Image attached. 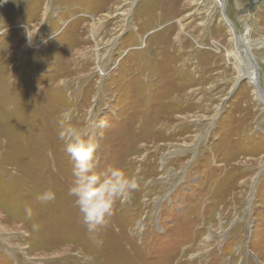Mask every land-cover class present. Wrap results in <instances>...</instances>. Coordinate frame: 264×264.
<instances>
[{"label":"rangeland","instance_id":"1","mask_svg":"<svg viewBox=\"0 0 264 264\" xmlns=\"http://www.w3.org/2000/svg\"><path fill=\"white\" fill-rule=\"evenodd\" d=\"M224 1L264 95V0ZM222 14L213 0L0 3V264H264V102L236 84L245 54ZM69 108L97 125V171L138 179L96 233L68 194Z\"/></svg>","mask_w":264,"mask_h":264},{"label":"clouds","instance_id":"2","mask_svg":"<svg viewBox=\"0 0 264 264\" xmlns=\"http://www.w3.org/2000/svg\"><path fill=\"white\" fill-rule=\"evenodd\" d=\"M3 2L4 0H0V3ZM33 35L27 36L29 43ZM72 119L70 108L62 111L58 119V138L63 142L65 152L73 161L74 179L68 194L75 197V204L87 231L96 233L108 222L116 202L127 198L137 189L138 179L136 175H128L119 167L110 166L103 172L97 171L98 142L94 133L97 125L89 120L86 126H78L72 123ZM99 126L105 127L106 122L101 121ZM38 199L42 202L52 201L55 199V193L47 189Z\"/></svg>","mask_w":264,"mask_h":264},{"label":"bare ground","instance_id":"3","mask_svg":"<svg viewBox=\"0 0 264 264\" xmlns=\"http://www.w3.org/2000/svg\"><path fill=\"white\" fill-rule=\"evenodd\" d=\"M213 2L215 4V6H217L219 8V10H221V12L224 13L221 16L223 17L224 22L227 24V26L229 28V31L231 33V39L233 41L237 42V45L243 46L242 47L244 50L243 53L245 55H242V58L239 57V53H240L239 51L238 52L236 51L235 53L231 54L232 57L234 58L235 62L238 65L239 76H246L248 78L249 83L252 84L253 87L255 88L258 98L264 102V95H263V92L261 90V87L259 86L260 80H259V72H258V67H257L258 65L256 66V62H255V60H253V56H252L251 50L249 48L250 44H249V41H248L249 39H248V35H247V34H249V32H248L249 29H246L244 31L245 35L236 34L235 29H234V25L227 18V15L224 12V7H225L226 2L224 0H213ZM243 50L241 49V51H243ZM246 52H248V53H246Z\"/></svg>","mask_w":264,"mask_h":264},{"label":"water","instance_id":"4","mask_svg":"<svg viewBox=\"0 0 264 264\" xmlns=\"http://www.w3.org/2000/svg\"><path fill=\"white\" fill-rule=\"evenodd\" d=\"M246 53H248V52H246ZM243 78H244V76H240V77L238 78L236 84H237L241 79H243ZM236 84H235V85H236Z\"/></svg>","mask_w":264,"mask_h":264},{"label":"built area","instance_id":"5","mask_svg":"<svg viewBox=\"0 0 264 264\" xmlns=\"http://www.w3.org/2000/svg\"><path fill=\"white\" fill-rule=\"evenodd\" d=\"M263 77H264V73H263Z\"/></svg>","mask_w":264,"mask_h":264}]
</instances>
